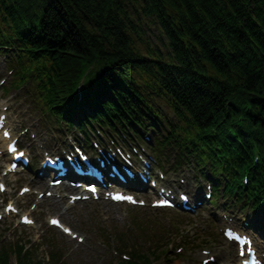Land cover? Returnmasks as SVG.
<instances>
[{
    "label": "trees",
    "instance_id": "trees-1",
    "mask_svg": "<svg viewBox=\"0 0 264 264\" xmlns=\"http://www.w3.org/2000/svg\"><path fill=\"white\" fill-rule=\"evenodd\" d=\"M14 6L15 21L28 22L36 9L40 12L32 21L42 37L35 46L62 52L66 67L73 56L94 54L105 62L114 59L113 68L125 70L132 51L121 21L140 23L142 17L148 18L168 39L171 53L161 64L176 79L175 112L196 131L199 144L209 142L201 137L209 131L215 130L223 142L235 130L240 106L231 104L232 97L259 108L260 117L243 128L258 141L253 146L259 149L256 175L260 176L264 170V139H259L264 120V0H0L4 15L13 17ZM69 71L73 75L74 68ZM118 111L131 112L129 108ZM108 115L98 111L96 117ZM234 162L239 164L241 158Z\"/></svg>",
    "mask_w": 264,
    "mask_h": 264
},
{
    "label": "rangeland",
    "instance_id": "rangeland-1",
    "mask_svg": "<svg viewBox=\"0 0 264 264\" xmlns=\"http://www.w3.org/2000/svg\"><path fill=\"white\" fill-rule=\"evenodd\" d=\"M15 94L11 92L10 95ZM13 108H17L22 116V121H37V117L30 104L29 100H17L13 103ZM51 204V201H43L42 209H38V215L44 213L54 215L58 213L62 204L55 209V211L46 212L45 210ZM66 207H62L61 212L64 221L71 225L74 230L80 232L87 238V242L80 244L68 238L61 236L57 231L47 229L44 219L36 228L20 229L17 223L14 225H6L0 230L5 229L3 233V240L8 245L24 244L29 249L32 246L31 254L36 256L37 260L45 262L50 261V253L52 252V244L55 243L57 249L63 254L61 264H110L117 258H113L112 251L98 246L97 241L103 242L99 236H110L113 240L125 239L128 241V247L131 248L144 242L147 235L153 231L156 238H159V233L170 232L174 237L180 240L183 234L184 238L186 231L189 237L194 236L195 228L191 229L185 223L184 218H180L172 212L165 215H158L156 220L159 224L155 225V217L148 212H131V210H148L130 209L118 206H112L108 203H84L78 204L69 212H65ZM157 216V215H156ZM152 233V234H153ZM116 242V240H115ZM31 244V245H30ZM49 260V261H48ZM113 262V264H115ZM174 263L173 261H171ZM179 264H190L188 259L177 260ZM60 263V262H59ZM12 264H17L15 258L12 259ZM167 264V263H166Z\"/></svg>",
    "mask_w": 264,
    "mask_h": 264
},
{
    "label": "snow or ice",
    "instance_id": "snow-or-ice-1",
    "mask_svg": "<svg viewBox=\"0 0 264 264\" xmlns=\"http://www.w3.org/2000/svg\"><path fill=\"white\" fill-rule=\"evenodd\" d=\"M13 167H15V165H13ZM129 199H131V197H129ZM160 203L166 202V201H159ZM9 207H12L11 205H9ZM25 221L27 223H32L33 221L29 220L28 217H24ZM53 224H60V221L58 219H53L52 220ZM67 231L71 232V229H67ZM80 239H83V237H81Z\"/></svg>",
    "mask_w": 264,
    "mask_h": 264
},
{
    "label": "bare ground",
    "instance_id": "bare-ground-1",
    "mask_svg": "<svg viewBox=\"0 0 264 264\" xmlns=\"http://www.w3.org/2000/svg\"><path fill=\"white\" fill-rule=\"evenodd\" d=\"M195 201H196V199H194ZM263 236H264V234H262ZM255 242H256V240H255ZM257 243V242H256ZM232 253H233V251H231ZM231 253V254H232ZM237 262V259H236V257L233 255V256H231L230 258H229V260L227 261V264H235Z\"/></svg>",
    "mask_w": 264,
    "mask_h": 264
}]
</instances>
